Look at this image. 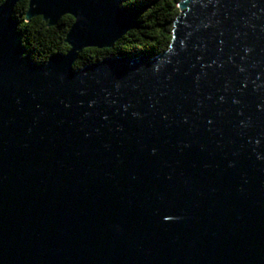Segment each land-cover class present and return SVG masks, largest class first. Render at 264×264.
Returning <instances> with one entry per match:
<instances>
[{"label": "water", "instance_id": "95a60500", "mask_svg": "<svg viewBox=\"0 0 264 264\" xmlns=\"http://www.w3.org/2000/svg\"><path fill=\"white\" fill-rule=\"evenodd\" d=\"M0 5V264H264V0H180L170 48L106 58L123 0H29L67 15L33 61Z\"/></svg>", "mask_w": 264, "mask_h": 264}, {"label": "trees", "instance_id": "16d2710c", "mask_svg": "<svg viewBox=\"0 0 264 264\" xmlns=\"http://www.w3.org/2000/svg\"><path fill=\"white\" fill-rule=\"evenodd\" d=\"M5 0H0V5ZM180 0H123L122 8L135 14L134 27L122 36L112 49L83 50L75 64L76 69L100 62L103 59L150 56L152 59L166 52L173 39L174 22L179 15ZM29 0H22L15 8L14 18L20 23L23 45L36 63L46 62L52 55L67 54L70 47L66 37L74 18L64 16L55 27H49L42 17L27 22Z\"/></svg>", "mask_w": 264, "mask_h": 264}]
</instances>
